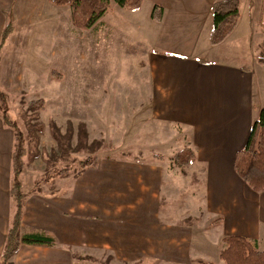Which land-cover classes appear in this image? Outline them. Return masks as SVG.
Masks as SVG:
<instances>
[{
  "label": "crops",
  "instance_id": "0c3cea01",
  "mask_svg": "<svg viewBox=\"0 0 264 264\" xmlns=\"http://www.w3.org/2000/svg\"><path fill=\"white\" fill-rule=\"evenodd\" d=\"M214 1L152 0L163 7L162 20H153L150 12L153 22L146 20L139 27L143 36L147 33L151 41L154 35L155 40L150 42L147 61L132 64L146 74L144 82L137 75L129 100L144 103L148 118L178 129L185 144L182 148L191 147L195 160L187 167L172 168L167 158H100L97 166L78 177V184L70 183L66 197L58 191L29 193L21 235L45 232L56 244H22L11 258L13 264L213 262L207 260L205 236V245H193L195 230L214 235L218 255L226 235H240L264 246V191H254L234 166L264 105V57L257 68L259 82L256 65L240 60L244 52L253 53L252 34L264 33V0H240L237 27L213 46L209 35ZM16 3L0 0V35L8 19L17 16ZM68 6L55 8L69 10ZM141 9L134 11V22L146 19L139 16ZM17 31L7 39L1 57ZM160 128L154 123V134ZM167 131L171 129L163 130L164 142L175 138L174 131L168 137ZM13 140L12 130L0 117V264L14 212L10 196ZM164 199L175 202L177 217L169 213L170 208L162 215ZM176 241L180 244L173 247Z\"/></svg>",
  "mask_w": 264,
  "mask_h": 264
},
{
  "label": "rangeland",
  "instance_id": "374dc122",
  "mask_svg": "<svg viewBox=\"0 0 264 264\" xmlns=\"http://www.w3.org/2000/svg\"><path fill=\"white\" fill-rule=\"evenodd\" d=\"M31 1L40 3L27 5L17 0L14 7L15 10L19 8L14 18L17 35L0 58V86L8 94L10 114L27 137L28 153L20 175L25 191L45 194L58 191L59 196L66 197L70 183L78 184V161L89 153L61 155L52 133L53 122L63 134L69 121L72 123L74 137L71 143L74 146L77 144L78 124L86 123L88 143L98 141L103 144L101 150L90 155L155 159L154 155L161 154L174 168L171 156L185 145L182 135L167 121L148 118L144 103L129 100L137 75L143 81L146 74V71L134 70L132 64L134 60L147 61L151 52L150 42L155 40L154 35L151 41L147 33L143 36L139 28L146 20L153 22L151 18L149 20V13L155 5L152 0H144L138 12L140 17H146L143 22H134V11L123 9L112 1L110 11L85 30L74 26L70 6L69 10H56L57 6L49 0ZM263 42L264 33L255 31L251 38L253 53L246 51L241 54V62L249 66L254 64L256 69H260L264 57ZM154 123L161 127L158 135L154 134L157 130L152 129ZM167 129H171L167 131V137L174 131L175 138L164 142L163 130ZM65 167L70 171L58 175V170ZM4 189L7 191V187ZM174 203L169 204L164 199L162 215L166 216L163 211L170 208L169 213L177 217L179 210ZM204 236L209 241L207 260L223 264L217 254L219 247L214 235L209 237L195 230L193 245H205L202 241ZM178 243L176 241L172 246L178 247ZM258 248L264 246L258 245ZM145 264L174 263L158 261Z\"/></svg>",
  "mask_w": 264,
  "mask_h": 264
},
{
  "label": "trees",
  "instance_id": "16d2710c",
  "mask_svg": "<svg viewBox=\"0 0 264 264\" xmlns=\"http://www.w3.org/2000/svg\"><path fill=\"white\" fill-rule=\"evenodd\" d=\"M57 6L69 5L74 26L79 29H89L99 22V20L110 11L112 1L119 7L129 10H139L144 0H49ZM212 28L209 35V42L215 46L225 41L237 27L241 12L240 0H216L211 4ZM163 16V7L155 4L151 11L153 20L160 22ZM14 20L10 17L0 35V58L1 50L10 35L15 32ZM56 74V73H54ZM60 76V75H59ZM10 103L8 94L0 86V117L4 126L13 132L14 140L12 144V178L10 186V196L14 202V212L11 218L9 229L5 237V245L1 254V264H13L11 261L22 244L31 245H55V238L45 232L36 231L21 235L20 227L22 215L25 208V200L28 192L20 180L24 165V157L28 153L26 147V134L20 128L18 122L10 114ZM52 133L57 141L61 155L66 156L73 152H88L89 155L79 159V171L77 176H81L89 167H95L100 159L94 151L101 150L100 142L93 141L89 144V134L87 125L84 122L78 124L77 144L72 145L74 129L69 121L66 133H62L55 122L52 123ZM67 145H66V143ZM96 142V143H95ZM95 143V144H94ZM163 159L164 155H154ZM196 158V153L191 147H184L176 151L171 160L179 167L189 166ZM235 170L254 191H264V105L260 109L257 118L253 121L249 137L245 145L237 152L235 157ZM68 167L58 170V175L67 174ZM11 178V179H12ZM217 222L214 221V223ZM219 257L223 264H264V248L259 249L256 241H251L240 235H226L222 238V245ZM205 264H214L205 262Z\"/></svg>",
  "mask_w": 264,
  "mask_h": 264
}]
</instances>
